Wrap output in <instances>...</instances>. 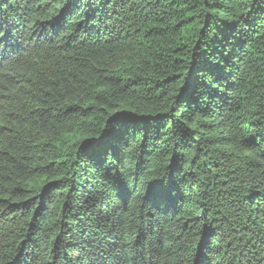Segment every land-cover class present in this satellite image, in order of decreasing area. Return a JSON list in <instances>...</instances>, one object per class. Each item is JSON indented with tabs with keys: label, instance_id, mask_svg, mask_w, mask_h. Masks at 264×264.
<instances>
[{
	"label": "trees",
	"instance_id": "obj_1",
	"mask_svg": "<svg viewBox=\"0 0 264 264\" xmlns=\"http://www.w3.org/2000/svg\"><path fill=\"white\" fill-rule=\"evenodd\" d=\"M0 264H264V0H0Z\"/></svg>",
	"mask_w": 264,
	"mask_h": 264
}]
</instances>
